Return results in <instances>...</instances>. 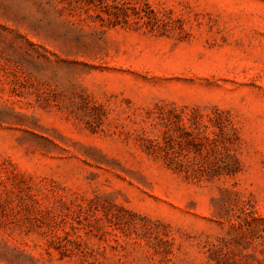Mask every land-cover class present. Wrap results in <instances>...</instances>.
Instances as JSON below:
<instances>
[{
  "label": "rangeland",
  "instance_id": "obj_1",
  "mask_svg": "<svg viewBox=\"0 0 264 264\" xmlns=\"http://www.w3.org/2000/svg\"><path fill=\"white\" fill-rule=\"evenodd\" d=\"M0 264H264V0H0Z\"/></svg>",
  "mask_w": 264,
  "mask_h": 264
}]
</instances>
